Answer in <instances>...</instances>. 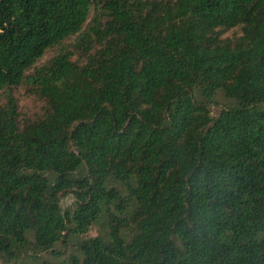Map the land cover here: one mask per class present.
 Wrapping results in <instances>:
<instances>
[{
  "label": "trees",
  "instance_id": "trees-1",
  "mask_svg": "<svg viewBox=\"0 0 264 264\" xmlns=\"http://www.w3.org/2000/svg\"><path fill=\"white\" fill-rule=\"evenodd\" d=\"M57 245L264 264V0H0V264Z\"/></svg>",
  "mask_w": 264,
  "mask_h": 264
},
{
  "label": "rangeland",
  "instance_id": "rangeland-1",
  "mask_svg": "<svg viewBox=\"0 0 264 264\" xmlns=\"http://www.w3.org/2000/svg\"><path fill=\"white\" fill-rule=\"evenodd\" d=\"M231 31L229 30L226 32V34H230ZM66 41L65 43H67ZM57 50V48L48 50L45 52L43 57L38 61V63H41L44 61L46 58H48L52 53H54ZM13 92L15 93V96L18 101V106H19V111L22 115H33L36 114L40 111V106L41 102L37 100L36 98L32 96L25 95L24 89L21 87H15L13 88ZM216 103L210 107V113L211 115H214L219 106H221L224 103H228L230 105H233V102L229 99L223 98L220 94L216 95L215 97ZM72 201V196L70 194L65 195L63 198L60 200V205L61 207H64L68 204H70ZM99 232L98 228L96 225L91 226L88 231L85 234L78 235V239H82L84 237L88 236H94ZM72 246H56V249H58L59 253L58 254H53L50 252H43L39 254H33L31 253L30 255L25 256L22 258L18 264H64L67 255L72 251ZM30 253L31 251L28 250Z\"/></svg>",
  "mask_w": 264,
  "mask_h": 264
}]
</instances>
